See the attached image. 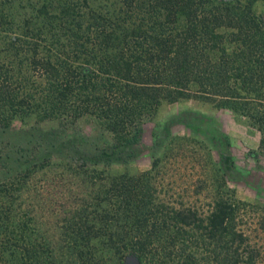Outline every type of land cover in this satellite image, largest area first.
<instances>
[{
	"label": "trees",
	"instance_id": "trees-1",
	"mask_svg": "<svg viewBox=\"0 0 264 264\" xmlns=\"http://www.w3.org/2000/svg\"><path fill=\"white\" fill-rule=\"evenodd\" d=\"M260 2L0 0V128L51 129L37 158L0 168V264H200L190 243L211 264H264L225 180L206 211L176 190L186 136L148 168L99 157L137 142L164 103L188 99L231 106L264 141ZM82 119L99 135L95 153L63 137ZM209 178L186 186L199 192Z\"/></svg>",
	"mask_w": 264,
	"mask_h": 264
},
{
	"label": "rangeland",
	"instance_id": "rangeland-1",
	"mask_svg": "<svg viewBox=\"0 0 264 264\" xmlns=\"http://www.w3.org/2000/svg\"><path fill=\"white\" fill-rule=\"evenodd\" d=\"M257 11H264V2L257 4ZM46 128L44 131L36 129L31 122L23 123L18 119L8 128H0V168L5 167L9 156L15 160L14 164L37 158L50 141L48 133L51 129L49 126ZM262 131L260 126L250 123L247 118H238L231 106L217 107L196 99L181 100L164 103L154 117L146 119L137 142L115 149L109 156L99 157L103 162L110 159L112 165L134 171L148 168L154 155L166 152L170 137L186 136L190 150L199 152L201 165L205 168L200 166V169L197 165L195 171L191 163H196V160L192 158L191 151L187 152L188 157L178 162L180 168L176 174L179 184L176 190L206 211L214 191L224 190L222 181L225 180L235 197L245 202L242 205L245 208L243 221L252 239L264 249V230L258 225V219L264 217ZM90 132L91 124L82 119L63 137L67 136L75 142L78 150L89 153L99 139L98 134ZM200 175L208 178L209 182V175L214 176L215 184L205 186L199 192H195L198 186L194 184L186 186L192 181L191 177ZM188 249L197 255L200 264H211L205 247L190 243Z\"/></svg>",
	"mask_w": 264,
	"mask_h": 264
},
{
	"label": "water",
	"instance_id": "water-1",
	"mask_svg": "<svg viewBox=\"0 0 264 264\" xmlns=\"http://www.w3.org/2000/svg\"><path fill=\"white\" fill-rule=\"evenodd\" d=\"M135 261H136V258H135L134 256H130V257L128 258V262H129L130 264H134Z\"/></svg>",
	"mask_w": 264,
	"mask_h": 264
}]
</instances>
